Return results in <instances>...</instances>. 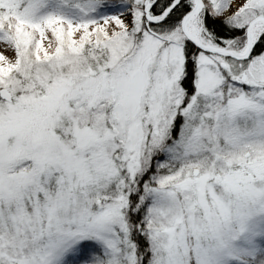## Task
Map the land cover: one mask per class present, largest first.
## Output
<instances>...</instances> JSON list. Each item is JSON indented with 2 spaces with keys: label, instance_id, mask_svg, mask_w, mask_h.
<instances>
[{
  "label": "snow or ice",
  "instance_id": "1",
  "mask_svg": "<svg viewBox=\"0 0 264 264\" xmlns=\"http://www.w3.org/2000/svg\"><path fill=\"white\" fill-rule=\"evenodd\" d=\"M0 264H264V0H0Z\"/></svg>",
  "mask_w": 264,
  "mask_h": 264
}]
</instances>
